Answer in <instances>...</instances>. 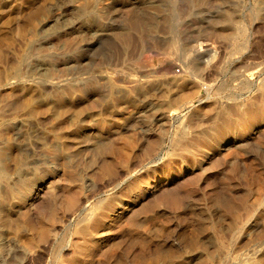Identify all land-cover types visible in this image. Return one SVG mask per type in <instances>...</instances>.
Listing matches in <instances>:
<instances>
[{"label":"rangeland","instance_id":"obj_1","mask_svg":"<svg viewBox=\"0 0 264 264\" xmlns=\"http://www.w3.org/2000/svg\"><path fill=\"white\" fill-rule=\"evenodd\" d=\"M0 264H264V0H0Z\"/></svg>","mask_w":264,"mask_h":264},{"label":"bare ground","instance_id":"obj_2","mask_svg":"<svg viewBox=\"0 0 264 264\" xmlns=\"http://www.w3.org/2000/svg\"><path fill=\"white\" fill-rule=\"evenodd\" d=\"M205 87V86H204ZM261 109H263V108H261ZM243 112H244V114H245V116H247L249 119H250V114H249V112L250 111H248L246 108H244L243 109ZM251 113H253V112H251ZM45 188V187H44ZM25 190H26V188H25ZM37 190H38V188H31V189H27V191H28V193L26 194V196L28 195V198H30V199H33V197L36 195V193H37ZM23 193H24V191H23ZM17 195H20V194H17ZM22 195V194H21ZM24 196V195H23ZM23 196H21V197H23ZM25 199H26V197H25ZM27 200V199H26ZM25 200V201H26ZM34 201V200H33ZM100 210V209H99ZM103 218V217H102ZM101 218V219H102ZM100 219V220H101ZM107 219H109V218H107ZM104 220V219H103ZM95 232V231H94ZM98 233H99V231H98Z\"/></svg>","mask_w":264,"mask_h":264}]
</instances>
